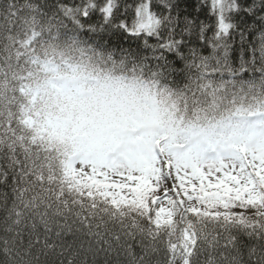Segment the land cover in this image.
<instances>
[{
	"label": "snow or ice",
	"instance_id": "6c2138e0",
	"mask_svg": "<svg viewBox=\"0 0 264 264\" xmlns=\"http://www.w3.org/2000/svg\"><path fill=\"white\" fill-rule=\"evenodd\" d=\"M182 7L192 0L0 11V197L21 244L53 215L101 239L112 224L104 243L130 238L133 264L264 253V0ZM117 60L148 78L85 70Z\"/></svg>",
	"mask_w": 264,
	"mask_h": 264
},
{
	"label": "trees",
	"instance_id": "16d2710c",
	"mask_svg": "<svg viewBox=\"0 0 264 264\" xmlns=\"http://www.w3.org/2000/svg\"><path fill=\"white\" fill-rule=\"evenodd\" d=\"M23 0H16L17 4ZM197 0H192L193 7L188 9L182 7L184 13H196ZM9 0H0V11L6 10ZM85 70L98 76L110 75L112 77H127L129 80L136 78L147 79V74L141 75L139 70L133 71L131 63L120 64L117 60L116 64L110 62H93L86 64ZM0 191H8L0 185ZM9 203H11V194H9ZM3 204L4 200L0 197V239L7 238L8 248L10 250L11 259L0 255V264H133V252H139V248L135 247L134 242L125 237L119 243L109 241L108 244L104 240L108 239L105 233H111L114 226L110 223L105 224L101 231V237L90 235L95 229L83 227L79 222L74 221L71 217L68 220L58 219L49 216L50 233H45L43 226H39L37 232L32 236L39 235L41 242L39 244L32 243L29 246L30 238L27 232L24 234V243H20V237L14 233L4 231L6 225L3 222ZM60 233L57 236V233ZM45 236H49L48 245H45ZM131 244L132 247L127 245ZM259 255L250 260L247 254L244 255L242 264H256ZM238 255V254H237ZM220 264H228V262H220ZM237 264H241L238 260Z\"/></svg>",
	"mask_w": 264,
	"mask_h": 264
}]
</instances>
